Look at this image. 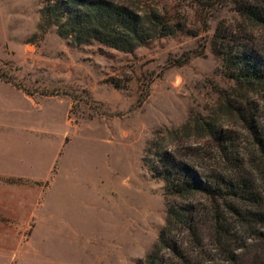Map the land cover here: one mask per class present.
<instances>
[{
  "label": "rangeland",
  "instance_id": "374dc122",
  "mask_svg": "<svg viewBox=\"0 0 264 264\" xmlns=\"http://www.w3.org/2000/svg\"><path fill=\"white\" fill-rule=\"evenodd\" d=\"M141 1L176 30L127 52L73 45L54 26L36 33L41 0H0V67L34 107L56 108L64 125L46 178H0V264H139L155 243L166 218L164 182L144 150L158 132L217 117V89L233 81L213 52L215 32L239 15L231 0ZM222 123L247 145L239 124ZM52 147L40 145L36 160L48 162ZM240 264H264V238L250 242Z\"/></svg>",
  "mask_w": 264,
  "mask_h": 264
},
{
  "label": "trees",
  "instance_id": "16d2710c",
  "mask_svg": "<svg viewBox=\"0 0 264 264\" xmlns=\"http://www.w3.org/2000/svg\"><path fill=\"white\" fill-rule=\"evenodd\" d=\"M231 1L239 20L218 27L213 46L233 81L217 89V117L158 132L144 150L164 182L166 218L139 264H240L250 242L264 238V0ZM51 26L73 45L97 41L127 52L176 30L141 0H41L36 33ZM0 80L18 86L1 67ZM222 122L239 124L247 145Z\"/></svg>",
  "mask_w": 264,
  "mask_h": 264
},
{
  "label": "crops",
  "instance_id": "0c3cea01",
  "mask_svg": "<svg viewBox=\"0 0 264 264\" xmlns=\"http://www.w3.org/2000/svg\"><path fill=\"white\" fill-rule=\"evenodd\" d=\"M9 83L0 81V178L39 181L50 172L59 151L57 136L64 130V125L57 120L59 126L54 119L56 108L49 103L44 105L43 110L34 107ZM41 130L47 134L44 138L40 136ZM42 144L53 146L51 157L44 164L36 160ZM52 214H55L54 211ZM48 228H56V225L49 220Z\"/></svg>",
  "mask_w": 264,
  "mask_h": 264
}]
</instances>
